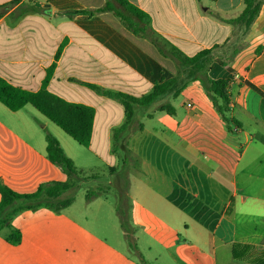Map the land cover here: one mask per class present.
Wrapping results in <instances>:
<instances>
[{
    "label": "crops",
    "instance_id": "obj_1",
    "mask_svg": "<svg viewBox=\"0 0 264 264\" xmlns=\"http://www.w3.org/2000/svg\"><path fill=\"white\" fill-rule=\"evenodd\" d=\"M107 1L121 10L114 0H0V77L16 87L39 90L59 47L65 44L48 90L94 107L87 148L103 160L106 183L117 190L119 200L124 195L130 222L139 229L133 238L143 260L261 264L264 0L249 27L234 22L244 9L243 0H127L149 20L148 34L138 36L111 11L66 14L95 10ZM158 47L175 48L187 57L212 50L209 63L193 75L229 80L228 100L218 101L229 117L217 110L199 81H189L175 99L176 106L168 95L147 106L154 112L138 109V113L146 110L142 118H152L161 104L169 102L173 119L140 122L143 129L127 137L129 151L122 158L112 151V134L125 120L124 106L86 84L142 97L155 84L177 75L189 79L190 67L163 56ZM183 100L195 108L188 110ZM19 111H10L0 102V180L14 176L15 186L10 187L20 193L23 185L38 181L42 160L34 146L8 124L9 115ZM112 112H116L114 118ZM89 169L78 170L88 174ZM92 175L99 182L100 175ZM100 199L97 196L90 204ZM141 243L148 249L147 257L138 246ZM107 249L98 248L97 258L105 253L113 264H127L128 259Z\"/></svg>",
    "mask_w": 264,
    "mask_h": 264
},
{
    "label": "rangeland",
    "instance_id": "obj_2",
    "mask_svg": "<svg viewBox=\"0 0 264 264\" xmlns=\"http://www.w3.org/2000/svg\"><path fill=\"white\" fill-rule=\"evenodd\" d=\"M174 105L176 106L175 100ZM141 108L154 112L152 106ZM142 111L137 112V118H140V121H137L141 123H163L173 119L169 116L171 114L166 112H158L152 118L146 116L142 118L145 115ZM223 113L229 117L228 112ZM111 114V118L116 116V112ZM138 114L141 117H138ZM102 118L100 112L99 121ZM8 124L34 146L42 160L39 175L35 177L38 181L23 185L21 187L23 192L20 193H33L40 185L53 181L69 182L73 187L60 198H72L73 203L70 207L57 212L47 207L45 203L35 207L26 201H17L13 205L17 211L0 230V264H113L105 253L97 258V249L106 252L107 247L128 259L127 264H156L143 260L137 251L129 246L130 243L135 245L136 240L133 237L136 232L139 233V229L134 230L130 238L125 236L116 210L120 202L126 206L125 197L122 195L119 200L117 190L106 183L108 172L103 166V160L94 157L87 147L80 146L30 105L13 116L9 115ZM46 134L57 138L79 170L84 166H90L89 170L92 171L88 174L81 171L80 174L69 175L60 166L47 162ZM92 174L100 175L99 182L91 179L97 176ZM90 175L91 177H86ZM15 180L14 176L9 175L0 182L10 187L15 186L13 183ZM37 182H40L39 186ZM97 196L101 199L90 204ZM15 229L21 231L22 241L13 245L7 242V239ZM138 246L147 257L146 246L143 243Z\"/></svg>",
    "mask_w": 264,
    "mask_h": 264
},
{
    "label": "trees",
    "instance_id": "obj_3",
    "mask_svg": "<svg viewBox=\"0 0 264 264\" xmlns=\"http://www.w3.org/2000/svg\"><path fill=\"white\" fill-rule=\"evenodd\" d=\"M114 1L120 5L121 10L115 8L110 1H107L104 6L95 10L67 11L66 14L72 17L79 14L92 15L93 13L100 14L111 11L114 12L125 28L132 32V34L136 36L140 34L147 35V26L149 24L147 15L137 7L131 5L127 0ZM243 2L244 9L234 22L249 27L258 16L261 0H243ZM64 46L65 44H62L59 47L55 55V61L47 69L42 86L37 91L16 87L0 77V102L13 112H17L27 105L32 106L80 146L88 147L92 139L96 114L94 107L67 101L48 90V84L53 76L56 62L59 60ZM158 50L163 56L175 58L183 67H190L189 79L183 80L177 75L175 78L161 84H155L152 91L142 97H134L122 92L106 90L94 84H86L98 94L114 99L124 106L125 120L122 125L113 129L112 134V151L120 156H124L129 151L126 144L127 137L143 129V125L137 121L138 109L152 104L163 96L169 95L172 99H177L189 81H199L205 88L214 106L222 113L224 110L218 105V101L228 100L229 80H212L206 75L204 77L193 75L197 70H202L209 63L210 57L208 56L212 53V50L202 51L194 57H187L175 48L165 51L158 47ZM222 64L224 66L227 65L225 62H222ZM158 111L172 114L174 108L169 102H166L158 107ZM137 122L138 124H136ZM45 140L46 157L52 164L60 166L69 175L80 174L74 161L66 155L59 141L54 136L46 134ZM72 187L73 185L69 182L53 181L40 185L33 193H19L0 182V230L8 224L10 216L17 211L13 208V205L17 201H26L35 207L41 203H45L47 207L58 212L72 205V198H60L63 193ZM116 210L120 218V226L125 232V235L130 238L136 228L130 222L128 209L123 202H120ZM21 241L22 233L18 229L13 230L7 239V242L13 245L19 244ZM129 246L137 251L134 244L130 243ZM243 247L247 250L253 249L251 246ZM261 261L260 263L264 264V259Z\"/></svg>",
    "mask_w": 264,
    "mask_h": 264
},
{
    "label": "built area",
    "instance_id": "obj_4",
    "mask_svg": "<svg viewBox=\"0 0 264 264\" xmlns=\"http://www.w3.org/2000/svg\"><path fill=\"white\" fill-rule=\"evenodd\" d=\"M182 105L184 107H186L188 110H192V109L195 108V106L193 105V103L190 102L189 100H183ZM237 130H238V128H235L234 129V131H237Z\"/></svg>",
    "mask_w": 264,
    "mask_h": 264
},
{
    "label": "water",
    "instance_id": "obj_5",
    "mask_svg": "<svg viewBox=\"0 0 264 264\" xmlns=\"http://www.w3.org/2000/svg\"><path fill=\"white\" fill-rule=\"evenodd\" d=\"M37 5H39V4H37Z\"/></svg>",
    "mask_w": 264,
    "mask_h": 264
}]
</instances>
